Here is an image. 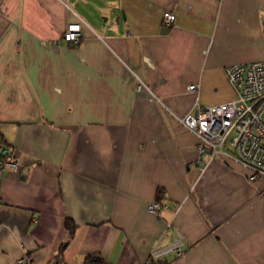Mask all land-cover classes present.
<instances>
[{"label":"crops","instance_id":"0c3cea01","mask_svg":"<svg viewBox=\"0 0 264 264\" xmlns=\"http://www.w3.org/2000/svg\"><path fill=\"white\" fill-rule=\"evenodd\" d=\"M260 60L264 0H0V131L24 162L0 166V264H144L176 231L159 264H264V178L201 163L179 120Z\"/></svg>","mask_w":264,"mask_h":264},{"label":"built area","instance_id":"2783aa9c","mask_svg":"<svg viewBox=\"0 0 264 264\" xmlns=\"http://www.w3.org/2000/svg\"><path fill=\"white\" fill-rule=\"evenodd\" d=\"M164 24L171 27L176 16L165 13ZM83 37L81 23H71L64 34V41L79 44ZM229 84L236 94L234 102L219 106L198 105L196 111L189 113L180 122L198 141L197 150L201 163L209 165L216 159H224L238 164L247 171V179L254 183L264 178V60L247 64L230 65L226 68ZM199 84L190 85V93L199 91ZM5 160L1 168L14 174H20L24 167L23 160L4 150ZM166 203L149 205L150 212L168 210ZM175 212L181 205L175 206ZM169 228L173 225L169 224ZM185 254V237L176 231L174 238L166 245L158 244L144 264L173 258L179 259ZM26 256L19 264H29Z\"/></svg>","mask_w":264,"mask_h":264},{"label":"trees","instance_id":"16d2710c","mask_svg":"<svg viewBox=\"0 0 264 264\" xmlns=\"http://www.w3.org/2000/svg\"><path fill=\"white\" fill-rule=\"evenodd\" d=\"M7 149H8V144L5 140L3 133L0 131V166L5 160V155L3 154V151L7 150ZM160 200L161 199L159 197V203H162ZM66 226L71 231V233H74V230H75L74 223H72L70 220H68L66 223ZM86 261L89 264H104L103 259L98 255H90L87 257ZM161 262H164V261L161 260V261L155 262V264H159Z\"/></svg>","mask_w":264,"mask_h":264},{"label":"rangeland","instance_id":"374dc122","mask_svg":"<svg viewBox=\"0 0 264 264\" xmlns=\"http://www.w3.org/2000/svg\"><path fill=\"white\" fill-rule=\"evenodd\" d=\"M228 94L230 97V100L227 101L228 103L236 100V94H235V92H233V90L231 88H229Z\"/></svg>","mask_w":264,"mask_h":264}]
</instances>
